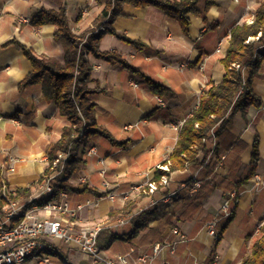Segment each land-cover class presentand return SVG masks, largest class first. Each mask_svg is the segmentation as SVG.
I'll return each instance as SVG.
<instances>
[{
    "label": "crops",
    "instance_id": "obj_1",
    "mask_svg": "<svg viewBox=\"0 0 264 264\" xmlns=\"http://www.w3.org/2000/svg\"><path fill=\"white\" fill-rule=\"evenodd\" d=\"M211 1L215 4L207 13L206 22L204 17L190 13L186 30L180 20L158 6L126 3L113 27L138 44L111 33L101 40V50L117 52L148 77L166 85L169 93H155L141 74L119 63L88 56L95 79L90 87L106 89L96 95L97 121L119 143L96 136L83 152L86 164L79 180L94 190L69 192V198L72 206L87 200L98 204L78 210L74 218L77 227L111 226L119 232L114 225L121 216H131L149 206L165 212L151 219L130 240L116 239L110 248L102 250L103 257H115L132 249L136 250L135 255L137 250L152 252L160 242L162 248L152 264L206 263L213 255L219 256L218 264H241L264 221V62L252 84L255 94L263 100L261 106L250 105L246 113L231 112L225 130L205 141L207 152L200 150L204 153L202 161L197 157V163L172 171L167 186H160L154 193L132 191L134 186L155 178L158 165L163 164L178 141L180 126L198 107L202 92L223 80L222 59L232 27L252 23L257 8L264 5V0ZM63 5L68 9L70 27L77 34L93 28L104 8L98 0H0V172L12 188H31L30 196L18 195L24 199L37 197V181L48 163V146L61 138L69 121L44 97L41 83L21 86L33 66L23 50L9 41L16 39L39 55L64 60L63 46L54 38L56 26L34 24L35 15L42 8L59 9ZM255 41L256 48L264 51V40ZM241 72L248 78L251 68L242 67ZM157 96L165 104H160ZM256 139L259 160L254 175L260 180L251 178L241 183L252 167ZM213 143L216 145L210 154ZM90 146L95 147L92 154L87 153ZM199 168L198 177L203 184L190 196L180 185ZM103 181H108L109 186L104 187ZM126 191H131V195L123 201L120 196ZM172 191L177 192L178 198L165 199ZM108 192H116L118 198L111 200ZM230 192L238 197L235 217L215 243L204 223L220 214ZM127 204L134 206L132 212L112 214ZM173 226L185 232L189 240L178 242L179 237L170 231ZM127 230L125 226L119 233ZM60 247L70 264H106L65 243Z\"/></svg>",
    "mask_w": 264,
    "mask_h": 264
},
{
    "label": "trees",
    "instance_id": "obj_2",
    "mask_svg": "<svg viewBox=\"0 0 264 264\" xmlns=\"http://www.w3.org/2000/svg\"><path fill=\"white\" fill-rule=\"evenodd\" d=\"M98 1L104 3V8L95 19L94 27L80 34L73 32L70 27L66 5L59 9L42 8L35 15V25L54 24L56 26L54 38L63 46L64 60L54 56L39 55L33 48L27 47L16 39L9 41V44L14 43L23 50L33 66L32 71L21 81V86L41 83L44 97L53 102L69 121V124L63 128L61 138L48 146L49 161L37 183H43L54 174V192L37 200L42 205L57 197L60 190L72 193L94 190L87 182L79 180L86 164V160L82 156L83 152L96 136H104L114 143H119L112 133L97 121L96 95L106 92V89L99 86L90 87V83L95 79L92 76L93 65L89 55L119 63L133 73L141 74L157 94L162 95L170 92L166 85L148 77L117 52L101 50V40L107 33L114 34L129 43L138 44L137 41L128 38L113 27L116 17L122 14L123 5L129 3L138 7L158 6L169 16L180 20L186 30L190 21L188 16L190 13L204 17L206 22L207 13L215 4L211 0ZM259 34L260 40H264V5L257 8L252 23L236 24L232 27L227 53L222 59L225 68L223 80L220 83H212L202 92L198 107L180 126L178 141L163 161V164H168L169 169L160 170L154 178L158 185L163 175H168L172 171L184 170L197 163L199 161L198 152L200 150L207 152L205 139L213 132L218 135L225 130L231 112L241 110L246 113L250 105L261 106L263 104V100L255 94L252 87L253 78L264 62V51H259L255 46V37ZM236 65L250 67V76L244 78L241 68H237ZM62 152L68 153V156L63 160V169H60V166H54V162ZM258 160L259 149L258 139H256L253 146L252 167L241 183L253 177ZM0 179L6 181L1 172ZM16 191L19 196H30L31 194L30 187H19ZM133 209L134 206L127 204L122 210L112 214H129ZM235 209L228 217H221L217 222L220 234L233 221ZM164 214L165 212L159 211L157 207L149 206L129 216L125 225L128 226L127 231L119 233L115 232L111 226H103L98 233L99 248L101 250L108 249L119 238L130 240L144 230L151 219L159 218ZM246 239H250V236ZM241 264H264V221L250 250L243 256Z\"/></svg>",
    "mask_w": 264,
    "mask_h": 264
},
{
    "label": "built area",
    "instance_id": "obj_3",
    "mask_svg": "<svg viewBox=\"0 0 264 264\" xmlns=\"http://www.w3.org/2000/svg\"><path fill=\"white\" fill-rule=\"evenodd\" d=\"M255 38V40H260V34ZM218 50L222 52V47H219ZM236 67L242 68L239 65H236ZM133 84L138 86L137 83ZM157 99L160 104H165L161 96H157ZM211 135L215 136L214 132ZM215 145L213 143V150L210 151V154L213 153ZM93 152H95V147L90 146L87 153L92 154ZM203 155V151L198 152L197 157L200 161H202ZM67 156L68 153H59L54 166H60V169H63V160ZM11 160L14 161L15 159L11 158ZM157 169L159 172L160 170H168L169 167L168 164H160ZM199 170L200 168L193 172L190 182H182L180 185L187 189L190 196H193L202 187L203 182L198 177ZM54 177L55 175L52 174L39 185L37 197L34 199L18 197L16 189L12 188L7 181L0 180V264H70L69 257L60 247L61 243L73 246L93 256L97 262L105 261L106 264H152V259L158 255L162 248L160 242L153 246L152 252L137 250L135 255L136 250L132 249L128 253H120L115 257H103L101 255L102 250L98 246V233L103 226L78 228L74 219L78 210L88 205L95 206L98 204L97 201L87 200L72 206L69 192L60 190L57 197L48 200L43 205L40 204L37 200L54 192ZM252 180L258 181L260 177L253 175ZM169 183L170 176L163 175L159 185L153 179L145 185L134 186L132 191L143 190L154 193L160 186H167ZM103 186L108 187V181H103ZM130 195L131 191H126L121 194L120 198L126 201L130 198ZM107 197L115 200L118 195L116 192H108ZM164 198L177 199L178 194L176 191H172ZM237 202V194L235 192L228 193L222 204L220 214L208 222V231L214 240H217L221 235L217 229V222L221 217H228L232 210L236 208ZM41 212H44V215H41ZM128 220L129 216H121L116 220L115 226L121 231ZM170 231L179 237L178 242L189 240L187 234L177 226L171 227ZM173 248L174 245H172ZM215 257L212 264H218L216 260L219 256L216 255ZM162 264H168V262L165 261ZM199 264L206 263L201 262Z\"/></svg>",
    "mask_w": 264,
    "mask_h": 264
},
{
    "label": "rangeland",
    "instance_id": "obj_4",
    "mask_svg": "<svg viewBox=\"0 0 264 264\" xmlns=\"http://www.w3.org/2000/svg\"><path fill=\"white\" fill-rule=\"evenodd\" d=\"M185 182H190L191 181V178H189V179H187V177H186V180H184ZM148 193V192H147ZM210 220H208L206 223H204V226L207 228V232L209 233V229H208V222H209ZM115 226V225H114ZM259 226H260V224H259ZM259 228V227H258ZM257 228V229H258ZM259 230L260 229H258L257 231H256V233H255V237L259 234ZM210 234V233H209ZM188 236V235H187ZM211 236V235H210ZM189 237V236H188ZM190 238V237H189ZM216 241L217 240H214V242L216 243ZM250 249V248H249ZM248 249V250H249ZM215 255H213V256H211V258H210V260L208 261V262H206V264H212V262L215 260ZM216 261H218L219 262V258L216 260Z\"/></svg>",
    "mask_w": 264,
    "mask_h": 264
}]
</instances>
